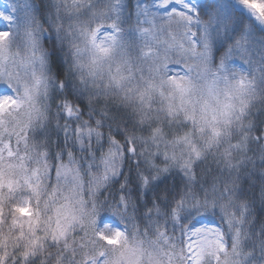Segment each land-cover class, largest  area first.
I'll list each match as a JSON object with an SVG mask.
<instances>
[{"label": "snow or ice", "instance_id": "6c2138e0", "mask_svg": "<svg viewBox=\"0 0 264 264\" xmlns=\"http://www.w3.org/2000/svg\"><path fill=\"white\" fill-rule=\"evenodd\" d=\"M172 2L158 0L157 7L167 11L159 18L138 22L136 29L143 41L137 54L130 55L122 41L125 28L121 22L101 13L95 22L81 23L67 14L78 13L85 6L89 10L96 8L93 0H61L53 28L67 44L74 69L71 71L85 99L73 100L70 90L63 92L65 82L53 80L44 71L45 50L41 40L47 29L26 27L22 50L12 51L8 47L5 56L0 47V81L12 90L11 94L0 95V107L11 111L25 102L34 108L39 105L37 119L29 131L35 128L42 135V142L36 145L37 154L43 151V159L51 162L46 169L48 187L55 183L57 188L52 203L62 197L71 201L72 196L65 197L63 192L72 184L87 197L90 192L99 196L118 183V194L112 203L107 199L96 203L82 201L84 208L92 207L88 215L69 209L73 213L68 221L72 237L78 228L93 245L91 258L83 264H115V250L127 244L131 235L128 222L137 221L141 208L145 234L151 232L158 238L156 244L171 248L166 254L167 264H236L238 258V264H249L255 254V247L247 246L250 233L245 235L247 204L236 196L239 172L230 186L225 182L223 188H218L214 183L211 195L208 189L203 193L195 191L192 184L197 164L224 143L223 129L233 121L252 117V123L245 129L248 133L245 147L255 143L261 150L260 163L264 164V127L258 128L252 115L257 104L264 106V79H257L255 69L250 76L230 67L228 57L210 65L209 36L193 28L194 23H201L199 15L191 14L194 9L188 3L183 5L186 10L169 8ZM239 3L264 26V0H239ZM0 18L9 24L13 21L2 12ZM221 26L225 33L229 27L233 31L245 27L238 15L235 19L224 17ZM12 35L10 29L0 30V45L8 44ZM242 47L241 39H236L229 53L239 52ZM105 79L110 87L134 96L132 103L137 110H124L121 114L107 103L97 107L105 90L89 84L99 81L103 85ZM133 82L136 87L129 91L127 86ZM50 89L57 90L55 100ZM44 112L49 114L48 119H43ZM53 134L56 151L50 148ZM200 139L207 142L206 151H201ZM236 148L244 150L241 145ZM228 150H232L231 145ZM157 160L161 163L157 164ZM247 162L245 153V160L234 167H246ZM73 164L77 166L75 170L71 168ZM62 168L67 170L62 172ZM173 169L179 170L188 184L162 209L160 193L171 194L166 174ZM74 172L78 173L79 180ZM251 172H258L264 179V170L257 171L254 162ZM162 176L165 179L156 182ZM35 179L42 180L39 169ZM29 183L35 181L30 177ZM146 189L157 195H148L145 199ZM28 191L33 193V189ZM134 191L139 194V200L145 201L143 204L133 195ZM225 198L226 204L222 202ZM209 212L218 214L221 222L201 224L198 217ZM12 213L20 221H31L35 209L32 201L26 200L13 204ZM77 213L79 219H75ZM3 215L0 210V217ZM110 216L118 218L121 227L107 222ZM169 229L179 233L178 251ZM67 240L65 230L59 235L53 232L51 240L45 238L47 248L36 241L27 247L17 243L9 250L6 241L0 242V264H63L68 258L63 250V242ZM58 246L60 250L55 254L48 250Z\"/></svg>", "mask_w": 264, "mask_h": 264}, {"label": "trees", "instance_id": "16d2710c", "mask_svg": "<svg viewBox=\"0 0 264 264\" xmlns=\"http://www.w3.org/2000/svg\"><path fill=\"white\" fill-rule=\"evenodd\" d=\"M13 1L15 3V29L8 44L0 45L3 48L4 55L8 54V47L12 51L24 48L26 27L30 26L37 30L40 27L47 29L48 31L41 40L42 47L45 50L43 59L44 71L53 80H63L65 82L63 92L66 94L70 90L73 100L85 99L84 93L71 71L74 69L71 68L67 44L53 28L61 0ZM93 2L96 4V8L89 10L85 6L78 13L67 15H71L72 18H78L84 24L95 22L98 14L111 15L121 22L125 28L123 36L127 51L131 55L137 54L143 37L136 29V26L138 22H143L142 13L144 7L152 8L151 0H93ZM196 14L199 15L201 23H194L193 28L199 30L202 34H208L211 41L207 56L210 65L218 64L222 59L228 57L231 60L230 67L237 70L242 68L243 72L250 76L253 75V70L255 69L257 79H264V30L248 14L235 7L230 0H198ZM148 15L152 16L153 11L150 10ZM237 15L243 20L245 27L238 31H233L232 27H229L225 33L221 26L223 18L232 16L235 19ZM65 22H67V16ZM181 27L184 28L185 25H181ZM236 39H241L243 47L239 52L230 54L229 48ZM0 86L8 87L4 81H0ZM89 87H103L105 90L101 94L97 107L107 103L110 108H113L114 111H119L121 114L124 113V110L129 112L137 110L132 103L135 97L127 96L119 90L118 95H113L117 90L109 86L107 79H105L103 85L99 81L90 82ZM50 93L53 100L58 98L57 90L50 89ZM45 101V104H47L48 101ZM38 109L25 102L22 107L16 110L0 114V210H3L4 213L0 217V242L6 241L9 245V250L17 243L27 247L36 241H40L42 248H47L48 246L44 243V240L45 238L51 240L53 232L56 230L51 226L52 219L62 218L61 215H54L52 198L57 192L56 185L54 183L51 188L48 187L46 169L51 162L43 159V151H40L39 155L37 154L36 145L42 142V135L38 134L35 128L29 131L30 125L34 124L37 119ZM51 111L53 114L55 113V103L52 104ZM252 115L256 126L258 128L264 127V106L257 104L253 109ZM48 117L49 114L44 112L43 119H48ZM251 123L252 117H249L246 120L233 121L230 126L224 128L226 139L233 142L235 146H232L231 151L226 148L222 151L211 152L204 162L198 163L195 168V178L192 187L200 193L208 189L211 195L214 183L218 188H223L225 182L230 186L237 172H239L236 196L241 202H246L247 204L245 235L250 233L247 246L249 248L255 247V254L251 257L249 264H264V179L260 177L258 172L250 173L253 168V162L257 171L264 170V164L260 163L261 150L255 143L247 144L245 147L246 135L248 134L245 129ZM55 140L56 137L53 134L52 143L50 144L52 151H56L57 148ZM3 141H6L8 146L10 145L7 150L11 151L12 154L9 156H5L4 151L1 150ZM236 145H241L244 150H238ZM245 153L248 157L246 167H234L241 165L242 161L245 160ZM5 163H11L12 165L3 169ZM156 163L159 164L161 162L157 160ZM128 165H131V161L128 162ZM76 167L75 164L71 165L73 170ZM37 169L40 170L42 180H38L32 186L20 184L7 186L3 183L4 176L7 179L11 176H17L19 173L36 172ZM66 170L65 168L61 169L62 172ZM132 174H135L134 168ZM74 175L79 180L78 173L74 172ZM166 176L167 184L171 188V194L160 193L162 209L165 204L174 200L180 192L185 190L188 184V181L179 170L173 169ZM164 179V176L159 177L156 182ZM61 183L63 184L64 182L62 181ZM29 189H33L32 194H29ZM71 190H74L75 197H79V206L77 203L76 209L88 215L91 213L92 207L84 208V204L81 202L86 203L91 200L96 203L107 199L109 203H112V200L118 194V183L105 189L104 193L99 196H94L90 192L86 197L83 190L78 189L76 184L66 186L63 195L71 192ZM145 192L147 193L145 199H147L148 195H157L156 192H148L147 189ZM109 193L110 195H108ZM23 195L29 197L35 209L34 215L29 214L32 215L31 221H20L14 213L10 214L11 206ZM133 195L139 200L137 192L134 191ZM144 202V200H139L141 204ZM222 202L226 204L228 199L225 198ZM142 213L143 208L140 209L136 217L137 221L128 222L131 235L127 244L115 250L114 255L120 257L116 264H121V261L122 264H167L168 256L166 254L171 252V248H165L163 244H156L158 238L151 232L145 234ZM72 216L73 213L71 216H66V220ZM202 217L214 220L217 223L221 222L220 216L212 212L205 213ZM75 219H79L78 213L75 215ZM109 219L119 222L118 218L114 216H110ZM81 223H84V221H81ZM224 228L227 232L226 225H224ZM63 229L67 230L68 235V240L63 242V250L67 252L68 258L63 261V264H73V259H75L76 264H83L84 260L90 259L93 245L84 236V233L77 228V234L73 238L68 227ZM169 235L173 236L178 251L179 241L176 238L179 233H172L171 229H169ZM228 235L230 242L231 233L229 232ZM48 250L55 254L60 249L58 246ZM228 255L230 258L231 253ZM238 260L236 264H238Z\"/></svg>", "mask_w": 264, "mask_h": 264}, {"label": "rangeland", "instance_id": "374dc122", "mask_svg": "<svg viewBox=\"0 0 264 264\" xmlns=\"http://www.w3.org/2000/svg\"><path fill=\"white\" fill-rule=\"evenodd\" d=\"M230 1L236 7H238L240 10H242L243 12L248 14L250 17H252V19L264 30V26H261L259 24V21L256 20L255 16L251 13V11L249 9H247L245 6L241 5L239 3V0H230ZM197 2H198V0H181V3L177 4V3H175V0H173V2L169 5V8L176 7V8L183 9V5L185 3H188V4L192 5V7L194 9V12L191 13V14L195 16L196 9H197ZM157 4H158V0H151L152 8L149 9L147 6L144 7V11L142 13V20L143 21H145V20L151 21L153 19V17L159 18L164 12L167 11V9L158 8ZM150 10L153 11V15L152 16L148 15ZM183 10H186V9H183ZM0 12H2L4 14V16H10V17L13 18V21H12L11 24H9L8 21H6L5 19L0 18V30L10 29L12 31V33H13V31L15 29V26H14V22H15V3H14V1L13 0H0ZM122 41H123V43H125L124 36L122 37ZM24 47H25V45H24ZM138 51H139V49L137 50V52ZM3 54H4V52H3ZM173 67H177L178 68L179 66L178 65H173ZM239 71L243 72V69L239 68ZM127 87H129V86H127ZM132 87H133V89L135 88L134 85ZM119 91L121 93H123V94H126L127 96H132L130 94H127L123 89H120ZM11 93H12V90L9 87L0 86V95L11 94ZM132 97H134V96H132ZM45 103H46V101H45ZM35 108H39V105H36ZM16 109L17 108L14 107L11 111L16 110ZM11 111H8L7 109H5L3 107H0V114L9 113ZM223 140H224V143H222L221 146L218 149L217 148H213L212 152H216L218 150L222 151V150H224L226 148H229V145L235 146V144L233 142H231L230 140L226 139L225 130L224 129H223ZM8 147L9 146L7 145V142L3 141V144L1 146V150L4 151L5 156H9V155L12 154L11 151L7 150ZM11 165H12L11 163H5L3 169L8 168ZM30 177L35 181V183L38 181L37 179H35L36 172L31 171V172H28V173H25V174L19 173L17 176H11V177H9L7 179H6V176H4L3 183L5 185H7V186H16L17 184L32 186L35 183H29V178ZM64 196L65 197L66 196H72V200L69 201L67 199H63V197H62L56 203H53L54 215L58 214V215L62 216L61 219L59 217H57L58 219H52L51 226L56 229L54 232L57 235H59L60 233H63L65 231L64 229L62 230V228L68 227L69 219L66 220V218H67L66 216H71V214H72V211H70L69 209L70 208L76 209L77 208V203H78V206H79V197H75L74 190H71V192H69L67 194L64 193ZM26 200H30V199H29V197L27 195H23V196L18 198L16 203H21V202L26 201ZM198 219H199V222L201 224H205V225L217 224V222H215L214 220L208 219V218L198 217ZM56 220H58V221H56ZM107 222L112 223L113 226L121 227V224L119 222L114 221V220L108 219ZM113 259H114L115 264H116V261H119L120 257L117 256V255H114Z\"/></svg>", "mask_w": 264, "mask_h": 264}, {"label": "clouds", "instance_id": "9594fccd", "mask_svg": "<svg viewBox=\"0 0 264 264\" xmlns=\"http://www.w3.org/2000/svg\"><path fill=\"white\" fill-rule=\"evenodd\" d=\"M133 85L136 87L135 83L133 82L132 84L129 85V91H131V90L133 89V87H132ZM118 94H119V93H118V90H117V92H114L113 95H118ZM198 143H199V146L201 147V151H202V152L207 150V148H208V144H207V142H206L205 140L200 139ZM209 155H210V154H209ZM209 155H208V156H209ZM208 156H207V158H208ZM203 162H204V161H203Z\"/></svg>", "mask_w": 264, "mask_h": 264}]
</instances>
